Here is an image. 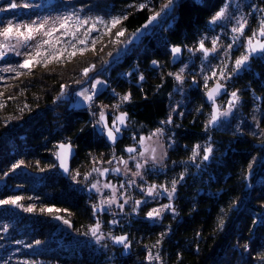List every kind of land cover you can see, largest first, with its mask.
I'll use <instances>...</instances> for the list:
<instances>
[{
  "label": "trees",
  "instance_id": "1",
  "mask_svg": "<svg viewBox=\"0 0 264 264\" xmlns=\"http://www.w3.org/2000/svg\"><path fill=\"white\" fill-rule=\"evenodd\" d=\"M142 3L147 7L140 9ZM165 3L168 0H77L78 8L91 11L93 19L121 16L119 27L127 38L148 24ZM223 4L224 0H178L172 18L153 25L152 33L143 36L144 48L134 46L113 62L115 49L111 55L108 51L65 68L36 70L18 80L0 101V180L6 181L5 187H0V198L34 196L59 207L68 213L64 217L82 236L57 234L51 240L53 250L36 248V260L50 258L57 264H264V116L259 125L261 132L254 130L252 122L248 125L252 132L223 138L224 142L218 144L220 160L209 173L180 185L173 211L159 223L136 219L119 228L117 234L128 236L129 251L112 242L99 244L85 239L84 234L96 222L93 205L86 194L67 183L56 161V146L65 139L77 151L72 168L82 165V172L88 171L94 161L122 154L119 144L112 147L98 134L90 111L65 105L53 108L66 86H80L106 65V72L98 76L103 75L112 85L117 98L131 96L123 110L129 115L132 129L141 134L157 129L169 114L171 86L161 74L153 77L150 69L157 71V66L151 63L156 60L168 67L169 48L197 41ZM138 64L139 69L148 71L145 80L140 81L135 73L129 82L125 74ZM92 65L95 68L85 77L83 69ZM239 80L236 88L250 86L260 97L256 101L259 111L264 112V65L244 72ZM111 95L104 92L99 99L104 96L102 101L110 105L107 97ZM245 95L250 99L249 91ZM70 98L65 99L67 104ZM178 123L180 151L170 156L171 163L177 165L188 159L183 146L190 148L205 140L203 121L191 118ZM33 236L40 242L48 239L46 233L36 232ZM149 252L159 259L149 261Z\"/></svg>",
  "mask_w": 264,
  "mask_h": 264
},
{
  "label": "rangeland",
  "instance_id": "2",
  "mask_svg": "<svg viewBox=\"0 0 264 264\" xmlns=\"http://www.w3.org/2000/svg\"><path fill=\"white\" fill-rule=\"evenodd\" d=\"M178 0H175L174 7L171 10H165L161 12L159 20L154 21L152 24H148L145 28L143 27L135 36L127 38L125 35L117 37L116 33L122 31L120 29V23L115 28L111 27L110 17L102 18L105 24H100L99 19H93L91 11H86L84 8H78L77 0H15L19 5L28 3L30 7H17L15 9L7 8V5H2L0 8H6L5 17L0 20V28L5 26L9 21L13 24H27L32 21L37 23L47 20L45 28L35 34V39L29 41L27 46H21L15 39L8 41L11 45H16L14 51H9L7 55L0 59V70L13 67L17 68L16 72H5L0 71V101L6 98L7 92L13 88L18 80L27 78L36 70H47L50 68L57 67H68L69 63H74L79 60H86L101 53H111V61H115L117 58L124 56V54L134 46H141L144 48L142 41L143 36L152 33L153 25H160V22L171 19L174 15V8ZM12 2V0H10ZM224 3H228L226 18L217 21L215 24H210L211 19L208 21L205 30L202 32L201 37L194 41L189 46H184L185 52L181 63L174 68L170 65L165 67V63L157 61V71L153 69L151 74L153 77L163 76L164 82L170 84L171 91L169 93V114L168 117L160 124L158 128L162 129V134L152 135L156 131L151 130L148 133H136L128 121L127 129L125 130V137L122 142L118 145L121 149L122 154H113L107 161H94L90 169L86 172L84 166H75L68 178L67 183L77 191L84 193L91 200V205H99L101 201L109 199L113 196L111 188H104L103 185L106 183L112 184L115 189V197L117 203L111 206L104 205L103 210L94 209V215L96 222H100V233L103 234V238L97 242L95 237L91 235V232L84 234L85 239L95 241L99 244H107L112 242V237H117L123 234H117L122 230L127 223H131L136 219H142L150 223H159V221L170 211H173L176 199L178 197V190L180 185L188 179L197 177L204 172L209 173L213 165H215L221 158L218 144L224 142L226 136H236L238 133H250L248 131V125L254 122V130L261 132L260 120L264 116V112L259 111L257 100L260 97L254 93L250 86L247 88H236L240 85V77L246 71H250L256 65H264V53L258 52L255 56L250 55L249 60L245 65L241 66L240 69H235V60L238 59L242 54L246 53L247 38L252 37L253 32L257 35L253 39V43L256 41H264V37L259 35V27L261 20H264V0H224ZM166 4V3H165ZM163 8V7H162ZM72 16L69 21L68 32H75V39L72 35L67 34L65 29L59 27V18L64 16ZM79 16L82 20H87L88 23L80 26L76 24V17ZM121 17V16H119ZM243 18V19H242ZM122 20V17H121ZM247 23L244 27V35L240 36V40L233 44L231 49H228V45L233 42V37L239 35L233 33L232 28L238 26L239 23ZM156 22V23H155ZM95 26L96 31L92 32L87 37L86 45L80 44L79 40H84L85 33L92 26ZM107 25V26H106ZM155 25V26H156ZM53 27L59 29L54 31L51 37L45 36L43 33L51 31ZM23 30V29H22ZM149 36V35H148ZM205 37L207 39H205ZM219 38L217 41V52L209 54L205 60L202 51H197L199 48V42L203 39L206 48L211 50L212 40ZM96 39L95 45L92 44V39ZM51 39L52 43L44 44L40 49L42 56L39 58V62H29V68H18V64L22 63L28 56L25 53L34 54L35 48L33 47L38 41ZM59 40V43H57ZM68 41H72V45L68 44ZM5 42L3 37H0V43ZM175 47V46H174ZM79 49H84L82 52ZM171 49L170 57H171ZM191 49V51L189 50ZM63 50V51H61ZM76 50L74 56H70L69 53ZM131 50V49H130ZM19 51L20 56L15 53ZM55 57H59L58 59ZM156 61V60H153ZM170 63V58H169ZM152 67L155 66L151 63ZM105 66H102L99 71L89 76L88 79L83 80L80 86L68 85L64 88L63 95L57 97L53 108L70 106L75 108H85L90 111L91 115L95 118V128L98 134L105 136V128L102 124H98L99 114L103 111L106 115L107 122L112 126V122L115 117L121 113H125L123 110L124 102L121 101V97L117 98L115 89L110 83L106 82V79L102 76H98L99 72H106ZM139 64L135 66L134 70L125 74L129 82L134 80L131 74H137V77L143 76L145 80L147 72L138 68ZM187 66V67H185ZM183 68L182 73L183 82L175 79V74L180 72ZM156 69V68H155ZM220 69H224V78L220 76ZM149 70V71H150ZM212 72H216V76H212ZM172 73L173 75H169ZM210 77V79H205ZM96 81L103 83L96 84L93 88L92 84ZM140 81H142L140 79ZM139 81V83H140ZM221 83L226 85L228 93L218 101L220 111H225L229 107V101L232 99L231 93L237 92L239 101L232 108L230 114L227 117H220L218 120V126L216 128L207 127V122L212 112V106H209L205 102V96L207 91L215 84ZM207 85V86H206ZM112 87V88H111ZM84 88H88V95H93L91 102L85 101L82 96L76 93L82 91ZM249 91L251 93L250 99H248L245 93ZM104 92H110L112 95L107 97L110 98L111 103L104 104L102 101L104 96L99 99L101 94ZM129 95V94H127ZM71 97V98H70ZM131 97V96H130ZM70 98V102L67 104L66 100ZM66 99V100H65ZM130 101V99H129ZM251 101V102H250ZM119 105V107H115ZM58 115V114H57ZM193 121H203L205 124V140L195 144L188 148L183 146L182 149L187 150L188 159L182 160L177 163L170 161L171 153H179L180 143L178 133L180 127L178 122L183 120L191 119ZM203 119V120H202ZM171 120V123L167 121ZM135 133H134V132ZM151 136V139H147ZM141 137L145 138L144 144H140ZM68 141L67 139H65ZM64 141V142H66ZM69 142V141H68ZM196 145H200L198 150L199 154L195 160L190 159L193 155V150ZM136 147L137 152L133 155H127L125 148ZM211 146L213 149L207 161L202 159L204 155V148ZM147 148V151L145 149ZM152 149H155L156 160L153 161L151 156L153 155ZM144 152V156L140 153ZM127 160L128 163L125 166L120 163V160ZM111 161V163H109ZM140 163L143 165L142 168L137 169L136 164ZM96 167L101 169H109V174L106 179L92 169ZM119 168L120 172H114L112 169ZM60 171V170H59ZM137 171L140 175H134ZM61 173V172H60ZM79 173V175H77ZM183 174V179H180ZM206 174V173H205ZM75 177V178H74ZM177 181L176 190L172 194L171 198L168 196V192L172 191V182ZM135 183H132V182ZM98 182V183H97ZM93 183H97V189L91 187ZM6 181L0 180V187H5ZM123 185V187H121ZM155 185L156 191L153 195L147 194V188ZM163 186V187H161ZM167 189V191H165ZM19 197L18 204H0V264H57L52 259L48 258L36 260L35 255L37 249L44 251L46 248L49 250L54 249V237L57 234L74 233L77 237H82L77 230H74L72 224L64 217L68 215L65 210L59 207L49 206L43 203L37 197H30L23 199L22 195H14L7 198H0V200H11ZM127 201V203H124ZM135 201H141L139 205L135 204ZM119 204H124L123 209L119 207ZM170 204L171 209H165L161 212L159 217L149 218L147 213L153 209H161L164 205ZM31 208L32 211H26L25 209ZM44 209V211H41ZM47 209H52V212H48ZM12 213L15 215L13 216ZM108 216V219L107 217ZM56 217H60L57 219ZM67 220L68 223L64 221ZM117 223H112V221ZM94 222V225L96 224ZM107 222V224H105ZM92 226V227H93ZM46 233L47 240L40 242L39 237L35 238L33 233ZM98 233V234H100ZM129 235V234H128ZM39 242V243H37ZM51 242V243H48ZM130 244V241L128 242ZM29 245L31 247H29ZM124 248V247H123ZM125 249V248H124ZM126 251L130 250L125 249ZM154 264L153 262H150Z\"/></svg>",
  "mask_w": 264,
  "mask_h": 264
},
{
  "label": "snow or ice",
  "instance_id": "3",
  "mask_svg": "<svg viewBox=\"0 0 264 264\" xmlns=\"http://www.w3.org/2000/svg\"><path fill=\"white\" fill-rule=\"evenodd\" d=\"M175 4V0H168V3H166L165 5H163V8L161 9V12H164L165 10H171L174 7ZM23 6L25 8L30 7V5L28 3H24L23 5H19L15 2V0H12L11 3H9L7 5V8H11V9H15L17 7ZM228 3H224L219 11H217L215 13V15L211 18L210 24H215L217 21L223 20L226 18L227 15V8H228ZM145 7H147L146 4H140L139 8L140 9H144ZM7 10L6 8H0V11H5ZM261 11H264V9H262ZM161 12H156L155 14H153L149 19H148V24H152L154 21H157L158 18L161 16ZM125 19L127 18L126 16L124 17ZM72 19V16H64L59 18V27L65 29L67 34L72 35V37L75 39V32H68L69 29V21ZM243 19V18H242ZM98 22L100 24H105V21L103 19H99ZM121 22V17L116 16V17H112L110 20V24L112 28H115L117 24H119ZM88 23L87 20H82L79 16L76 17V24L77 25H84ZM247 23V21L245 20L244 23H239L238 22V26L237 27H233L232 28V32L233 33H238L239 35L234 36L233 37V42L231 44H229L227 47L228 49H231L233 47V44H236L239 40H240V36L244 35V27L245 24ZM45 24H47V20H43L39 23H37L36 21H32L30 23L27 24H13L11 21H9L5 26H3L2 28H0V37H3V40L5 42L0 43V59H3L7 53L9 51H14L16 48V45H11L9 43H7L8 41L15 39L17 41L18 44H20L21 46H27L29 41H33L35 39V34L36 33H40L44 28H45ZM148 24L144 25V27L146 28L148 26ZM107 26V25H106ZM23 29V30H22ZM59 29L53 27V29L51 31H46L43 34L45 36L51 37L54 31H58ZM96 28L93 25L90 29H88V31L84 34L85 38L84 40H79L80 44H84L86 45L87 43V37L90 36V34L92 32H95ZM138 32L140 30H137ZM124 35V31H119L116 33L117 37H121ZM133 35L135 36L136 33H133ZM257 35L256 32H253L252 37H248L247 38V48H246V53L247 54H242L238 59L235 60V69H240L241 66L245 65L246 62L249 60V57L251 54L256 53V52H262L264 53V42H260V41H256V43H253V39L255 38V36ZM259 35L261 37H264V20H261L260 22V27H259ZM205 39H207L205 37ZM218 37L214 38L212 40V48L211 50H209L208 48L205 47L204 45V40L202 39L199 42V48L197 49V51H202L203 55H204V59L206 60L211 53H216L217 52V41H218ZM52 41L51 39L48 40H43V41H38L33 47L35 48V52L34 54L31 53H25V55L28 56V59H25L22 63L18 64V68H29V62L33 61V62H39V58L42 56V53L40 51V49L43 47L44 44H49L51 45ZM57 43H59V40H57ZM96 43V39L93 38L92 39V44L95 45ZM69 45H72V41H68ZM74 48V45H72ZM84 49H79V51H83ZM191 51V49H189ZM63 51V50H61ZM171 52L173 54V56H177L180 52L181 49L179 47H173L171 49ZM17 56H20L21 53L19 51H16L15 53ZM76 54V50L72 51L71 53H69L70 56H74ZM109 55H111V53H109ZM55 58H59V57H55ZM153 65L157 64V61H153L152 62ZM187 67V66H185ZM92 68H95V65H92L91 68H85L83 69V74L85 77L88 76V73L92 70ZM0 71H5V72H16L17 68H13V67H8L5 69H2ZM184 69L181 68L179 73L175 74V79L177 81L183 82V73ZM169 75H173L172 73H169ZM212 76H216V72H212ZM220 76L221 78H224V69H220ZM140 79L143 80L144 77L140 76ZM210 79V77H206L205 78ZM103 83L101 81H96L95 84H92V87L95 88L96 84H100ZM207 86V85H206ZM63 87V86H62ZM224 88V85L217 83L215 85V87L209 89L206 93L207 98L209 101L212 102L213 104V108H212V112L210 115V118L207 122L206 128L207 127H211L213 125H215L217 123V121L220 119V117H227L232 108L236 105V103L239 101V96L237 95V92H232L231 93V97L232 99L229 101V107L227 110L225 111H220L219 106H217L215 104L216 101V97L218 95L221 94L222 89ZM89 92L88 88H84L82 91L76 93L79 96H82L84 98L85 101H89L91 102L93 99V95H88L87 93ZM63 95V93H62ZM130 99V95H124L123 97H121V101L122 102H126ZM115 107H119V105H116ZM126 118H127V113H121L119 116L115 117V119L112 122V126L109 127L107 124V120H106V115L103 111L100 112L99 114V120L97 121L98 124H102L104 128L107 129V137L109 140L115 142V140L117 139V134L121 132V128L118 126L119 125H125L126 123ZM168 123H171V120L167 121ZM162 129L157 128L156 131L154 133H152V135H158V134H162ZM147 139H151V136H149ZM145 138L141 137L139 143L140 144H144ZM59 151L56 153L58 159L60 160V166L62 168H64V170L67 172L68 171V167H67V157L71 152V145L70 144H65V143H61L59 146ZM200 145H196L194 150H193V155L190 159L195 160L196 156L199 154L198 150L200 149ZM127 151L129 153H133L136 151L135 148H128ZM145 151H147V148L145 149ZM213 149L211 148V146H206L204 148V155L202 157V159L204 161H207L209 159L210 154L212 153ZM153 155L151 156V159L153 161L156 160V156H155V149H152ZM141 156H144V152L140 153ZM109 163H111V161H109ZM120 163L124 164L125 166L127 165L128 161L127 160H120ZM17 167H19V165H17ZM143 165L140 163L136 164V168L140 169L142 168ZM94 172L99 173L101 176H103L106 172L109 171V169H103V171H101V169L94 167L92 169ZM112 171L119 173L120 169L119 168H114L112 169ZM77 175H79V173H77ZM134 175L139 176L140 172L137 171L136 173H134ZM75 178V177H74ZM180 179H183V174L181 175ZM98 183V182H97ZM97 183H93L91 185L92 188L97 189V191H99L98 187H97ZM132 183H135L134 181ZM176 183L177 181H173L172 182V191L168 192V196L169 198H171L172 194L175 192L176 190ZM104 188H111L113 191V196L109 199L103 200L101 201V203L99 205H94L93 208L94 209H100L103 210V206L104 205H108L111 206L112 204L117 203L116 201V197H115V192L116 189L115 187L110 184V183H106L103 185ZM121 187H123V185H121ZM163 187V186H161ZM147 194L148 195H153V193L156 191V186L152 185L150 187L147 188ZM165 191H167V189H165ZM18 200L19 197L15 198V199H11V200H0V204H13V205H17L18 204ZM124 203H127V201H124ZM141 203V201H135L136 205H139ZM119 207L121 209H123L124 204H119ZM172 206L170 204L168 205H164L161 209H153L152 211H149L147 213V216L149 218H155V217H159L161 212L165 209H171ZM26 211H32L31 208H27L25 209ZM41 211H44V209H41ZM48 212H52V209H47ZM57 219H59L60 217H56ZM65 223H68L67 220L64 221ZM112 223H117V221H112ZM223 220L220 221L219 227L222 229L223 228ZM91 235L93 237H95L96 241L99 242L102 238H103V234L100 233V222L97 221L95 226L91 227L90 230ZM100 233V234H98ZM163 235V234H162ZM112 239H114L115 243L117 244H121L123 245V247L125 249H128L130 247V244L127 243L128 238L126 236H117V237H112ZM39 243V242H37ZM157 243H159V241H157ZM29 247H31L29 245ZM245 248L247 249V246H245ZM147 259L149 261H151L152 259H159V256L153 257L152 253L149 252ZM262 259H264V257H262Z\"/></svg>",
  "mask_w": 264,
  "mask_h": 264
},
{
  "label": "water",
  "instance_id": "4",
  "mask_svg": "<svg viewBox=\"0 0 264 264\" xmlns=\"http://www.w3.org/2000/svg\"><path fill=\"white\" fill-rule=\"evenodd\" d=\"M7 1H8V0H0V7H1L2 5H4ZM0 13H3V12L0 11ZM261 42H264V41H261ZM175 47H179V48L181 49V52H180L177 56H175V57L173 56V54H172V52H171L170 66H172V67L177 66L179 63H181V61L183 60V57H184V52H185V49H184L183 46H179V45H178V46H175ZM258 52H259V51H258ZM258 52L251 54V57H252V56H255ZM216 84H217V83H215L211 88L215 87ZM220 84H221V83H220ZM222 85H223V84H222ZM211 88H210V89H211ZM227 93H228V88H227L226 85H224V88L222 89L221 94L218 95V96L216 97L215 104H216L217 106H218V101H219L220 99H222ZM205 102H206L207 105L212 106V108H213V104H212L211 101L208 100L207 95L205 96ZM106 120H107V118H106ZM128 121H129V115L127 114V118H126V123H125V125H119V124H118V126L121 128V132L117 134V139L115 140V142H113V141H111V140L108 139V137H107V129L105 128V136H104V139H105V141H106L110 146H112V147H116V146L118 145V143L123 139L124 131H125L126 127H127ZM107 124H108V122H107ZM108 126L110 127L109 124H108ZM217 126H218V121H217V123H216L215 125L211 126V128L214 129V128H216ZM61 143H65V144H70V145H71V152H70V154L68 155V157H67V161H66V163H67V167H68V171H67V172L64 170V168H62V167L60 166V160L58 159V157H57V155H56L57 165H58V168H59V170H60L62 176H63L64 178H68L69 175H70V173H71V171H72V162L74 161V159H75L76 156H77V151H76V148H75L70 142H61ZM61 143H59V144L56 146V153L59 151V147H58V146H59ZM128 148H130V147L125 148V153H126L127 155H129V156H130V155H133V154H135V153L137 152V148H136V147L131 146V148H135V149H136V151L133 152V153H129V152L127 151ZM108 174H109V171L106 172V173L102 176L103 179H106L107 176H108ZM123 236H126V237L128 238L127 235H123ZM128 242H129V239L127 240V243H128ZM114 245L117 246V247H119V248H122V247H123V245H121V244H117V243H115V241H114Z\"/></svg>",
  "mask_w": 264,
  "mask_h": 264
},
{
  "label": "flooded vegetation",
  "instance_id": "5",
  "mask_svg": "<svg viewBox=\"0 0 264 264\" xmlns=\"http://www.w3.org/2000/svg\"><path fill=\"white\" fill-rule=\"evenodd\" d=\"M8 3H11L10 0H8V1L4 4V6L7 5ZM2 12H3V13H0V20H3V18L6 16V15H5V14H6L5 11H2ZM0 22H1V21H0ZM110 127H111V126H110ZM126 129H127V127H126ZM126 129H125V130H126ZM124 137H125V131H124L123 139H122L120 142H122V141L124 140ZM120 142H119L118 144H120Z\"/></svg>",
  "mask_w": 264,
  "mask_h": 264
},
{
  "label": "built area",
  "instance_id": "6",
  "mask_svg": "<svg viewBox=\"0 0 264 264\" xmlns=\"http://www.w3.org/2000/svg\"><path fill=\"white\" fill-rule=\"evenodd\" d=\"M197 1H201V0H197ZM102 134V133H101Z\"/></svg>",
  "mask_w": 264,
  "mask_h": 264
}]
</instances>
